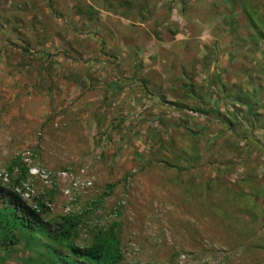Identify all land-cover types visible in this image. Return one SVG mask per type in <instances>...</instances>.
Masks as SVG:
<instances>
[{"label": "rangeland", "instance_id": "obj_1", "mask_svg": "<svg viewBox=\"0 0 264 264\" xmlns=\"http://www.w3.org/2000/svg\"><path fill=\"white\" fill-rule=\"evenodd\" d=\"M0 183L45 225L0 264H84L63 216L119 264H264V0H0Z\"/></svg>", "mask_w": 264, "mask_h": 264}, {"label": "trees", "instance_id": "obj_2", "mask_svg": "<svg viewBox=\"0 0 264 264\" xmlns=\"http://www.w3.org/2000/svg\"><path fill=\"white\" fill-rule=\"evenodd\" d=\"M26 172L27 168L22 166L20 178H24ZM73 221V217L63 216L59 228H55L60 242L62 241L68 249L67 257L59 250H54L64 263L78 261L84 264H119L123 255L112 225L100 231L90 245L82 247L69 238L70 231L75 226ZM44 226L36 208L27 204L16 191L0 183V243L5 249L18 243L19 232L43 231Z\"/></svg>", "mask_w": 264, "mask_h": 264}, {"label": "built area", "instance_id": "obj_3", "mask_svg": "<svg viewBox=\"0 0 264 264\" xmlns=\"http://www.w3.org/2000/svg\"><path fill=\"white\" fill-rule=\"evenodd\" d=\"M67 174V172H64V175H66Z\"/></svg>", "mask_w": 264, "mask_h": 264}]
</instances>
